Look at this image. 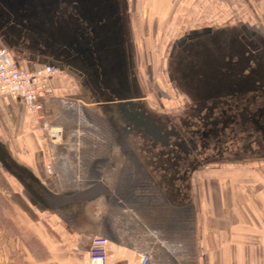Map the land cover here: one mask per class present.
<instances>
[{
  "label": "flooded vegetation",
  "instance_id": "af4514ba",
  "mask_svg": "<svg viewBox=\"0 0 264 264\" xmlns=\"http://www.w3.org/2000/svg\"><path fill=\"white\" fill-rule=\"evenodd\" d=\"M131 3L0 0L1 48L76 74L80 98L91 102L81 106L86 127L125 160L115 185L121 206L154 225L194 224L195 203L185 200L203 167L264 161V33L239 22L174 35L163 65L179 109L162 113L139 84ZM147 163L170 172L168 182Z\"/></svg>",
  "mask_w": 264,
  "mask_h": 264
},
{
  "label": "crops",
  "instance_id": "0c3cea01",
  "mask_svg": "<svg viewBox=\"0 0 264 264\" xmlns=\"http://www.w3.org/2000/svg\"><path fill=\"white\" fill-rule=\"evenodd\" d=\"M249 8V0H176L170 29L173 36L202 27L215 30L230 20H244ZM23 52L21 59L10 53L22 69L49 67ZM50 84L53 94L38 98L39 114L19 99L0 97V264H88L94 237L108 240V264H142L143 257L148 258L145 264H264V222L255 224L253 216L245 222L249 214L244 207L225 211V203L238 194L229 187V176L220 181L218 192L206 183L199 195L194 182L185 200L195 203L194 224L170 228L120 205L122 195L106 184L118 182L112 180L115 149L92 143L87 146L93 156L58 164V146L50 144L48 130L67 125L75 135L79 111L87 105L75 73L58 69ZM67 113L73 120L60 122ZM59 148L72 150L67 143ZM236 179L237 185L246 181ZM93 184H103L108 193L81 200ZM153 248L158 260L152 258Z\"/></svg>",
  "mask_w": 264,
  "mask_h": 264
},
{
  "label": "rangeland",
  "instance_id": "374dc122",
  "mask_svg": "<svg viewBox=\"0 0 264 264\" xmlns=\"http://www.w3.org/2000/svg\"><path fill=\"white\" fill-rule=\"evenodd\" d=\"M131 2L132 31L138 56V78L141 90L147 97L149 104L153 108L159 110V112L172 113L173 111H178L179 106L177 97L167 80L163 65L169 50V44L173 37V33L170 29V19L175 9L176 0H131ZM249 7L252 12L251 14L248 12V15L245 14L244 20L240 21V19H233L223 24L221 27L237 26L239 21L264 33V0H249ZM85 105L89 106L87 103ZM90 107L92 106L90 105ZM85 111L86 114H88L85 109L83 110L81 108L79 111L81 116L77 118L80 120V128H76L75 135L67 132L69 131L67 130V125L65 127L52 126L53 129L60 130L62 134L61 140L58 143L53 144L48 138L51 145L58 146V150L54 153L58 164L64 161L67 162L70 159L82 160L85 156H93L87 146L92 143L100 147L103 145L106 147L108 146L102 133L99 135V133L95 132L96 130L93 131L86 127L87 117ZM73 118L74 116L72 113H67L60 119V122L66 124L68 120H73ZM66 143L72 148L69 152L59 148V146ZM76 147L81 149L79 151L74 150ZM117 151L116 149V153H114L115 160L113 163L116 166L112 174V180H115V177H118L117 175L120 174V172L122 174L125 168V165H123L125 160L123 156H118ZM146 167L156 180L168 182V179H165L164 176L168 177L171 173H162L160 171V165L147 163ZM78 173H80V171H78ZM226 176H229L230 183L232 182L229 184V187L232 188L234 192H238L239 195L236 194L234 200L232 199L233 201L230 200L229 203H225V211L233 212L235 210V212H241L244 207L249 215L251 213V216L246 215L245 222L250 223V218H252V216L255 220H253L255 224H258L259 221L260 223L264 222V161L246 160L238 164V166L230 165L227 168H220L215 165L203 167L191 181V186H193L194 182L197 183L199 195L205 192L206 183H208L210 187H215L213 192H218L221 189V184L226 180ZM217 177H219V179H217ZM237 177L239 179H245V183L240 182V184L237 185ZM109 181L111 182V178ZM220 181H222L221 184ZM114 182L112 181L106 184L107 186L111 184L116 185L117 183ZM65 185H67V183H65ZM224 189L223 187V191ZM232 189H230V191H232ZM208 190L212 191L210 188ZM200 199H202V197ZM202 205L204 209H206L204 200ZM210 208L209 206L208 210ZM197 209L199 210V202H197ZM232 216H235V214ZM241 219H243V216ZM152 255L153 260H158L155 248L152 250ZM6 264L10 263L7 262Z\"/></svg>",
  "mask_w": 264,
  "mask_h": 264
},
{
  "label": "built area",
  "instance_id": "2783aa9c",
  "mask_svg": "<svg viewBox=\"0 0 264 264\" xmlns=\"http://www.w3.org/2000/svg\"><path fill=\"white\" fill-rule=\"evenodd\" d=\"M57 73L58 69L45 66L24 70L4 48H0V97L19 99L36 114L41 111L39 96L53 94L50 80ZM61 137L60 130H48V138L52 143H58ZM107 248L106 238H92L88 247V264H108ZM147 260V257H143L141 263L145 264Z\"/></svg>",
  "mask_w": 264,
  "mask_h": 264
},
{
  "label": "water",
  "instance_id": "95a60500",
  "mask_svg": "<svg viewBox=\"0 0 264 264\" xmlns=\"http://www.w3.org/2000/svg\"><path fill=\"white\" fill-rule=\"evenodd\" d=\"M49 67H53V66H49ZM54 68H56V69L58 68L60 70H63V67L60 65H55ZM147 123H149V122H147ZM144 125H147V124H144ZM148 125H150V123ZM100 192H103L105 194L108 193V191L107 190L104 191L103 187L101 186L100 189H98V190H94V191L90 190V191H87L86 193H84V195L81 196V200L88 199V198H90V197H92L95 194L100 193Z\"/></svg>",
  "mask_w": 264,
  "mask_h": 264
},
{
  "label": "bare ground",
  "instance_id": "6f19581e",
  "mask_svg": "<svg viewBox=\"0 0 264 264\" xmlns=\"http://www.w3.org/2000/svg\"><path fill=\"white\" fill-rule=\"evenodd\" d=\"M52 88V87H51ZM54 144V143H53Z\"/></svg>",
  "mask_w": 264,
  "mask_h": 264
}]
</instances>
